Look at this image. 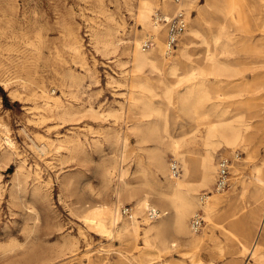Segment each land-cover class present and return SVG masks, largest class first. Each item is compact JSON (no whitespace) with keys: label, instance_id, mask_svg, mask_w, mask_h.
I'll return each mask as SVG.
<instances>
[{"label":"rangeland","instance_id":"obj_1","mask_svg":"<svg viewBox=\"0 0 264 264\" xmlns=\"http://www.w3.org/2000/svg\"><path fill=\"white\" fill-rule=\"evenodd\" d=\"M139 3L0 0V154L6 149L4 137L9 135L16 144L8 165L0 164V264H86L89 259L100 264H143L135 248L144 246L142 228L136 240L127 239L125 232L113 238L88 227L83 221L84 210L92 204L117 203L123 181H127V187H146L134 178V171L138 158L148 164V150L154 142H141L136 126L158 120L150 108H166L170 133L181 137L190 132L193 122L180 110V95L190 88L191 81L177 84V80L180 74L210 65L207 56L212 52L220 61L228 64L230 59L244 69L241 75L231 77V82L228 72L208 75L207 82L211 89L221 91V97H214L209 108L225 112L230 120L240 114L248 124L245 132L251 134L250 144L234 149L221 145L215 156L218 161L222 154L238 152L234 164H239L247 188L236 197L237 214L219 217L201 245L182 242L150 264H264V229L260 227L264 196L257 200L253 194L259 185L257 166L264 162V124L248 104H239L241 98L264 93V67L254 66L264 61V0L254 12L250 10L254 5L251 0H229L226 7L233 18L229 26L212 7L202 15L207 2L196 0L187 10L186 29L196 28L200 33L190 37L189 53L177 71L179 76L171 74L170 69L161 73L133 69L129 46L134 48L136 33L142 28L137 20ZM252 14L257 20L252 17L242 29L241 15ZM110 29L113 33L109 37L115 43L104 49L95 34ZM75 40L80 54L73 50ZM228 42L232 48H228ZM257 44L260 50H255ZM42 87L54 97L59 95L63 104H72L78 113L59 118L46 108L43 98L33 97L35 92L41 94ZM170 88L175 91L172 103L166 97ZM12 90L19 95H12ZM90 106L98 111H89ZM72 139L82 141L79 152H70L65 146L66 140ZM181 150L189 153L193 168L206 152L201 138L186 139ZM166 158L168 162L174 158L170 150ZM20 165H24L25 178L21 187L14 188ZM105 166L113 170L109 182L102 176ZM148 166L158 171L151 163ZM124 171L128 172L125 177ZM159 175L163 183L167 181L163 173ZM189 179H199L197 170ZM150 181L155 183L152 176ZM213 186L203 187L197 194ZM232 190L230 184L225 194ZM122 202L121 209L135 207L134 200L125 196ZM252 213H256L255 221H251ZM221 225L228 228V236ZM207 231L210 225L205 219L199 235ZM172 236L174 230L169 232V239ZM239 240L250 244L257 241L254 257L242 252ZM67 241L75 245L68 247Z\"/></svg>","mask_w":264,"mask_h":264},{"label":"bare ground","instance_id":"obj_2","mask_svg":"<svg viewBox=\"0 0 264 264\" xmlns=\"http://www.w3.org/2000/svg\"><path fill=\"white\" fill-rule=\"evenodd\" d=\"M228 1L206 0L207 6L203 8L202 15L207 12L208 8L212 7L216 9L215 12L223 16L224 21L228 22V26L233 24V18L226 7ZM231 1L233 2L234 0ZM238 1L240 2V0ZM241 1L246 2L248 0ZM194 2L196 0H184L180 4H176L173 0H140L137 20L142 28L136 33L134 48L129 46V53L132 54L130 62L133 65V69L140 71L148 69L150 72L156 73H161L164 69H170L171 74L179 76L177 71L181 69L184 58L189 53L190 37L194 32L200 33V30L196 28L186 29L183 37L186 36L185 38L187 39L184 40L181 37L183 39L181 40L179 54L167 56L165 52L166 23H157L154 14L157 11L156 8H159L163 16L169 19L172 14L181 8H184L186 11L191 9ZM251 2L254 5L250 7V10L254 12L259 8L261 0H251ZM252 17L257 20V16L254 14L241 15V20L244 21L242 29H245L251 23ZM93 33L92 35H94ZM112 33L111 29L107 33L98 32L97 30L95 34L97 42L104 49H109L110 46L114 45L115 41L109 37ZM149 36L155 38V45L150 50H147L143 48V43ZM73 44L74 52L80 54L78 40H75ZM232 47L233 44L228 42V48ZM260 49L261 46L257 44L255 50ZM207 58L210 60V65L202 69H192L180 74L181 77L177 80V84L191 81L190 88L180 95V110L187 114L193 122L190 132L183 134L181 137L173 136L170 133L169 113L166 108H150L149 111H151V114L155 112L158 120L147 124L139 122L136 126L138 133L141 135V142H154V146L148 150V164L143 159L138 158L137 169L134 171V178L138 179V182L146 187H127V181H123V186L118 191L117 203L104 202L92 204L86 206L84 210L83 221L88 227L113 238L119 237L121 233L125 232L124 235L127 239L136 240L139 235V229L142 228L145 239L144 246L135 245V248L139 251L136 255L143 264H150L154 259H161L164 254L177 249L182 242H188V244L194 246L201 245L205 240L204 236H208L209 232H212L214 228L213 224L217 223L219 217L223 215L228 216V213L232 216L237 214L236 197L247 188V181L240 176L241 168L237 166L239 165L237 163L236 165L234 164L232 169L231 187L233 190L231 193L213 194L202 203L200 201V193L197 194V191L201 188L215 183L218 166L215 156L220 150L221 145L226 146L227 149H234L250 144L252 139L250 132H245L248 130V124H246L242 116H239L240 114L230 120L225 118V112L220 113L218 112L220 110L216 108H209L211 106L210 101L214 97H221V91L219 88L211 89L209 87L207 82L208 75L218 76L228 72V82H231L230 78L241 75L244 69L239 68L230 59H228V64L220 61L216 52L208 53ZM254 66L264 67V61L256 62ZM3 82L6 86L8 85L7 82ZM142 83L146 84L147 81H143ZM10 93L14 96L19 95L13 90ZM32 95L35 99L37 97L43 98L47 105L46 108L55 112L59 118L65 119L78 113L72 104H63L59 95L54 97L52 92L44 87L41 88V94L35 92ZM166 97L172 103L175 97L174 88L166 91ZM239 104H248L252 112L262 118L264 124V106H262L264 105V93L263 95L250 96L248 99L241 98ZM88 110L93 112L98 111L93 106H90ZM188 138L194 140L201 138L206 150L205 154L197 160L196 168H193V160L189 153L181 150V146ZM3 139L6 143V149L0 154V164L8 165L12 149L16 148V144L9 135ZM64 141L59 142L60 146H64ZM66 143L67 149L73 153L79 152L83 148V143L80 139L66 140ZM167 150H170L174 158L181 163L182 175L177 178L171 175L170 162L166 158ZM189 152L191 151L189 150ZM149 163L158 171L150 168L148 166ZM23 168L24 165H20L17 169L14 176V188L21 187L22 185V180L25 178ZM196 170L199 179H189L192 172L194 173ZM127 173V171H124L123 176ZM159 173H163L167 181L163 183ZM102 176L105 182L111 181L113 170L105 166L102 169ZM150 176L154 178L155 183L150 181ZM256 179L259 185L254 188L253 194L258 200L264 196V162L262 166H257ZM239 188L241 190L238 192ZM124 196L125 198L134 200L136 208L134 207L132 218H125L121 213L120 206L123 204L122 200ZM211 197L214 198L211 199ZM149 208H159L162 215L156 220H150L147 214ZM199 209L204 210L205 219L208 225H210V231L205 232L203 235H199V233L193 232L191 229L192 217ZM252 217L251 221H255L256 213H252ZM221 227L224 228L225 234L228 236V228L224 227V225H221ZM247 227L249 230L252 228L251 224ZM260 227L264 229V219ZM171 230H174V236H172V239H169V232ZM212 237L213 235H211ZM239 241L242 246V252H249L254 257L257 250V241L254 244H250L248 241ZM67 245L72 248L75 244L72 241H67ZM86 264L100 263L89 259V262ZM123 264L126 263L123 262ZM202 264L216 263L207 262Z\"/></svg>","mask_w":264,"mask_h":264},{"label":"built area","instance_id":"obj_3","mask_svg":"<svg viewBox=\"0 0 264 264\" xmlns=\"http://www.w3.org/2000/svg\"><path fill=\"white\" fill-rule=\"evenodd\" d=\"M176 4L182 3L184 0H173ZM155 21L157 23H166V37H165V52L167 56L173 55L180 43V38L185 33V30L189 23V14L184 8L179 9L172 14L169 19L163 16L160 10H157L154 14ZM155 45V38L149 36L143 43L144 49H150ZM239 157V153L233 155L222 154L218 159L216 180L212 190L204 191L200 194V201L205 202L208 197L213 194L225 193L231 184V174L235 160ZM170 172L175 178L182 175V166L179 160L172 158L170 162ZM134 207L131 205L124 206L121 209V213L128 217H133ZM147 214L150 220H156L162 212L157 208H149ZM205 224V215L202 209L197 210L191 220V229L193 232L199 233Z\"/></svg>","mask_w":264,"mask_h":264}]
</instances>
